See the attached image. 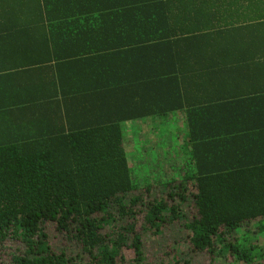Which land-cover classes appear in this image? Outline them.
Returning <instances> with one entry per match:
<instances>
[{
	"label": "trees",
	"instance_id": "1",
	"mask_svg": "<svg viewBox=\"0 0 264 264\" xmlns=\"http://www.w3.org/2000/svg\"><path fill=\"white\" fill-rule=\"evenodd\" d=\"M156 24L115 47L62 39L0 77V264H257L240 234L264 230L254 114L192 87L207 85L200 61L238 54L202 49L264 47V0H183ZM177 111L169 136L133 130Z\"/></svg>",
	"mask_w": 264,
	"mask_h": 264
},
{
	"label": "crops",
	"instance_id": "2",
	"mask_svg": "<svg viewBox=\"0 0 264 264\" xmlns=\"http://www.w3.org/2000/svg\"><path fill=\"white\" fill-rule=\"evenodd\" d=\"M182 9L183 0H0L1 80L13 82L7 73L22 71L26 57L31 60L41 47H55L62 39L66 42L58 47H115V42L129 37L159 34L157 21L171 16L176 19ZM202 50L238 53L207 56L206 61H200V66L208 68L204 72L207 85L198 92L196 84L192 92L202 99L234 95L245 100L243 112L254 114L246 130L255 131L256 157L264 165V47ZM183 115L177 111L145 118L134 123L133 130L141 135L169 136L178 132L179 126L184 127ZM207 262L205 256L194 264Z\"/></svg>",
	"mask_w": 264,
	"mask_h": 264
},
{
	"label": "rangeland",
	"instance_id": "3",
	"mask_svg": "<svg viewBox=\"0 0 264 264\" xmlns=\"http://www.w3.org/2000/svg\"><path fill=\"white\" fill-rule=\"evenodd\" d=\"M153 135H157V134H153ZM164 135L166 136V133H164ZM169 143L171 144V141H169L168 144ZM262 224H264V222H262ZM244 233L248 234L250 237H253V241L258 242L259 246H258V251L256 253V256H258V258L256 259V262H257V264H264V262H263L264 261V230L258 234V233H256V229L255 228L247 225L243 229V233H240V234H242V236H243ZM172 234H174V233H172ZM172 234L169 233L168 234L169 236H167L166 239L163 240V242L166 243L167 241H169L170 236L174 237V235H172ZM57 244H59V243L57 242ZM65 244L66 243H64L63 245H65ZM255 245H256V243H255ZM70 246L71 247H70L69 250H72L73 253L81 252L80 249L76 248L75 246H73V245H70ZM183 247H184V243L181 244L179 248L181 250H183ZM127 256L129 258H133L135 256V254H134L133 251H127ZM83 258H84L83 263L89 262V256L86 253L83 254ZM224 258H225L224 256L218 258L217 264H225L226 261L223 260ZM191 259L194 260L193 262L203 261V260H205V254H199L197 256H193V257H191ZM231 264H236V263H231Z\"/></svg>",
	"mask_w": 264,
	"mask_h": 264
}]
</instances>
